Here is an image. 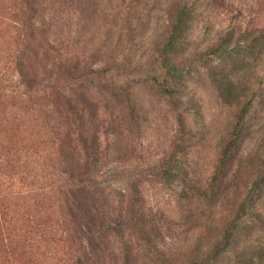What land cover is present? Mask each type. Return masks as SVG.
I'll return each mask as SVG.
<instances>
[{
    "label": "rangeland",
    "instance_id": "rangeland-1",
    "mask_svg": "<svg viewBox=\"0 0 264 264\" xmlns=\"http://www.w3.org/2000/svg\"><path fill=\"white\" fill-rule=\"evenodd\" d=\"M0 249V264H264V0H0Z\"/></svg>",
    "mask_w": 264,
    "mask_h": 264
},
{
    "label": "trees",
    "instance_id": "trees-1",
    "mask_svg": "<svg viewBox=\"0 0 264 264\" xmlns=\"http://www.w3.org/2000/svg\"><path fill=\"white\" fill-rule=\"evenodd\" d=\"M176 18H174V21L172 23L171 26V32H170V38L168 39V42L162 46L164 49L160 51V48L158 49L159 52L162 54V56H164V58H169L168 56V47L172 46L173 43L175 41H177L178 39H180L182 37V34L185 33L184 30V26L186 25L187 22H189L188 17H189V7L188 6H182L180 8H178L176 10ZM42 33V30L41 32ZM32 38L34 43L33 46H26V48H29L30 50H33L34 48H36L34 45L35 43H37L36 39V34L33 32L32 33ZM31 90L33 89L32 87L30 88ZM51 93H50V100L53 101L54 98H56L57 103H60L61 105H63L64 107L68 108V110L71 113H75L77 111V109L75 108V104L74 101L72 99V97H69L68 94H65L64 92L60 91L59 89H55L54 87H51ZM28 97L33 96L32 92L30 91L29 93L26 94ZM241 123L240 121L238 122V124L236 125V131L234 132V136L239 137L240 136V127H241ZM59 134H61V149L64 153L69 154L72 156V153H74L75 155H77L78 153V148L76 143H79L80 141L82 142V134L79 130H71L70 127L66 128L64 130H59ZM229 148L227 149V151H229V149L232 147V141L230 142ZM73 151V152H72ZM215 186V184H214ZM211 186V193H215V189L213 190V187ZM198 193L201 194H207L206 191H204L201 187H196L195 189ZM218 191V190H217ZM216 194H214L215 196ZM256 217L257 214H255ZM261 219V218H259ZM11 233V232H10ZM3 234V233H1ZM13 235V234H12ZM15 235V234H14ZM17 235V234H16ZM1 246H5L4 244H1ZM3 251H1L0 249V254ZM6 253V251H4ZM11 253V252H10ZM9 253V254H10ZM8 254V253H7ZM200 262V261H199Z\"/></svg>",
    "mask_w": 264,
    "mask_h": 264
}]
</instances>
